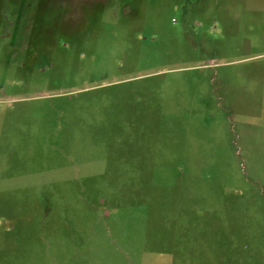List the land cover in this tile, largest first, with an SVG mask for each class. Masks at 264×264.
<instances>
[{"label": "rangeland", "instance_id": "rangeland-1", "mask_svg": "<svg viewBox=\"0 0 264 264\" xmlns=\"http://www.w3.org/2000/svg\"><path fill=\"white\" fill-rule=\"evenodd\" d=\"M0 264H264V0H0Z\"/></svg>", "mask_w": 264, "mask_h": 264}]
</instances>
